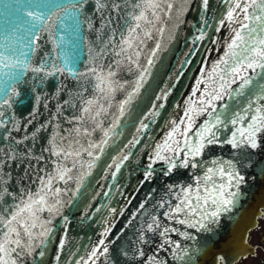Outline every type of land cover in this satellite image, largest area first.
I'll list each match as a JSON object with an SVG mask.
<instances>
[{"label":"water","instance_id":"obj_1","mask_svg":"<svg viewBox=\"0 0 264 264\" xmlns=\"http://www.w3.org/2000/svg\"><path fill=\"white\" fill-rule=\"evenodd\" d=\"M122 2L124 11L105 27L109 10L100 6L114 0H88L82 11L93 27L85 22L76 37L50 23L57 34L42 33L39 50L25 61L44 71L26 72L15 92L9 88L10 106L0 107V219L7 223L32 198L13 224L21 235L10 234L24 245L18 257H5L16 264H216L217 257L236 260L248 251V233L264 207V69L218 100L228 86L223 78L238 67L237 57L223 61L229 29L249 15L237 12L238 20L229 21L232 0H209L207 7L202 0H152L155 8L146 0ZM29 3L0 0V88L21 71L16 56L27 50L20 27ZM134 3L151 23L141 21L129 33L126 27L137 23L129 12ZM109 32L116 40L104 48ZM129 36L130 46L123 42ZM5 38L15 55L3 50ZM52 64L64 71L49 75ZM214 91L223 93L220 99H211ZM253 122L255 148L247 143ZM209 133L216 142L205 140L196 154ZM233 134L240 147L227 142ZM221 167L245 177L236 206L208 230L188 226L204 206L199 198L216 194L213 183H227L217 175ZM25 222L35 224L31 237L23 233ZM4 231L0 223V240Z\"/></svg>","mask_w":264,"mask_h":264},{"label":"snow or ice","instance_id":"obj_2","mask_svg":"<svg viewBox=\"0 0 264 264\" xmlns=\"http://www.w3.org/2000/svg\"><path fill=\"white\" fill-rule=\"evenodd\" d=\"M147 5L149 8H155L159 5L156 3H153L152 0H146ZM88 3V0H70L69 3H64V0H30V3L26 6H23V15L27 17L28 19L24 22L23 25H21L20 30L23 29L24 35L22 36V39L25 41L27 45V50H21L20 55L16 56V60L20 61L21 64V71L19 72H13L9 75V79L13 82L10 85H7L3 88H0V96L3 97V104H0V107H3L4 105H9L11 103L10 96H9V88H12V91L15 92L14 85L19 83L23 75L28 72L32 71L34 73H40L44 71L43 66H37V67H31L30 63H25V61H30L29 51H31L32 54H35L36 51L39 50V45L42 39L46 38V36L42 37V33H45L46 30L50 32L53 36H55L56 30H63L65 32H70L74 37L78 36V34L81 32L82 28L85 25V22H87V25L89 28L93 27L92 21L89 20L87 15L83 14V6ZM202 3L205 7H207L209 0H202ZM232 7L228 9L227 11V17L229 21L238 20L237 12H240L242 14L247 15L249 13V9H259L262 13H264V0H251L249 3V0H232ZM101 9L107 8L109 11L105 13V27L108 25H111L113 23L112 20V14L119 13L121 11H124V5L122 0H114V3L108 4L104 3L101 4ZM141 5L139 3H134L132 5V8L129 9L131 19L135 20L137 23L134 25V27H126V31L131 33L134 32L135 29L140 28V22L141 21H147L148 23H151L150 20H148L147 16L145 15L144 11L135 12V9H139ZM58 18L59 22L56 23L53 18ZM82 17V18H81ZM256 20H264V15L256 16ZM68 21H71L69 24ZM50 23H55V29L49 28ZM224 21H221V24H223ZM67 24V28L64 27V25ZM241 26L239 29L235 30L233 33L234 38L231 41V44L229 45L232 49L241 48V46H245L247 49V52L245 53L243 57V61H247V63H244L243 61L238 60L237 63L240 66V69H247L251 68L253 71L256 67H259L261 69H264V38H261L259 35L253 40V33H256V29L251 27L248 23L240 22ZM247 30L248 36H245L243 33ZM98 33L102 32L103 29H97ZM104 39L108 41V44L104 46V48H107L109 45L113 44V42L116 40V33L115 32H109L104 35ZM131 36H129L127 39H124V44L130 46ZM4 51L8 52L9 55H15V49L9 47L8 38H5L4 40ZM118 45V41H117ZM104 55V49H100V56ZM238 55V54H237ZM21 57L24 59L21 60ZM151 63V61H149ZM226 63V62H225ZM8 67H16L17 65L15 63L8 64ZM49 67L55 68V72H49V75H55L56 72H63V68H59L55 64L50 65ZM92 72H95L96 69H92ZM232 73L235 74V76H240V70L236 68L235 66L232 68ZM8 75V74H6ZM112 73H109V76H111ZM97 79H100L97 77ZM141 79H143L141 77ZM242 80H244L245 83H250V81L246 77H241ZM96 87L102 88V84H97ZM221 95L218 92H215L212 94L211 99H220ZM87 104H92V100L86 101ZM201 103H205L204 101H201ZM89 109L85 108L84 111L87 112ZM2 115V113H0ZM262 123H264V116H261L259 118ZM235 123V121H233ZM0 126H4L0 124ZM249 129L248 135H247V143L252 148L257 147L256 141H255V133H256V127L255 123L249 124L247 126ZM244 133L241 132V136L243 137ZM215 134L209 133L208 136L201 138L200 145L196 146L194 151L196 154H200L204 147V141L206 140L208 144L215 143L214 139ZM229 144H231L233 147H240V143L237 141L236 135L233 134L232 139L227 141ZM190 151H192L190 149ZM55 155L61 156V152H56ZM159 155V153H157ZM9 159H12L13 157L9 155ZM3 157L0 156V161H3ZM214 163H216L214 161ZM185 164H187V161H185ZM151 167V165H149ZM173 167L175 165L173 164ZM211 172V170H209ZM261 174L264 175V169H261ZM66 173L64 175L59 176V179L65 180L66 179ZM217 175L220 176V178L223 180L225 177L227 178V183H221L219 185L213 183L212 188L215 191V195L212 194V192H209V195L206 197L199 198L203 200V207L200 208V216L199 218L195 219V222H188V226L196 228L197 230L204 229L208 230L210 225L214 223H218L221 216L230 212L232 208L236 206V203L238 202V199L241 195V193L238 191L241 184L245 182V177L241 175L239 172H234L230 170H226L225 168L221 167ZM148 176H151V173H148ZM70 179V177H68ZM206 179L211 180L212 176L208 175ZM45 184H49L50 180L43 181ZM56 193L60 192V189H53ZM37 197L39 198L38 203L43 204L45 201L42 197H40L39 193H37ZM211 199V206L208 205V201ZM29 203L26 204L24 209L18 210V212L11 217L7 221V223H4L2 219H0V223L3 224V227L5 231L3 232V239L0 240V264H16V260L12 259L9 261L8 259H5L10 253L14 254L15 256H19L20 253L16 252V248H20L22 251L24 249V245L21 243L20 239H10V234H14L16 236H20L21 232L17 227H13V224L19 225V217H21L23 212H27L31 207V201L32 198L29 197ZM181 203H185V201H182ZM55 202H53V205ZM180 209L177 208V212H179ZM192 216H196V211H192ZM180 223H185V221L181 220ZM158 226V225H157ZM35 227L34 223H28L25 222V225L23 226V233L31 237L32 231L31 229ZM152 226L149 225V229L151 230ZM26 243V242H25ZM100 244L103 245V252L101 254L107 252V246L104 245V241H100ZM14 246V247H13ZM100 252V249L97 248L92 252V257H95L97 253ZM40 255L42 256L43 253L41 252ZM94 264V262H93ZM151 264V262H149ZM216 264H224V258L223 257H217L216 258Z\"/></svg>","mask_w":264,"mask_h":264},{"label":"flooded vegetation","instance_id":"obj_3","mask_svg":"<svg viewBox=\"0 0 264 264\" xmlns=\"http://www.w3.org/2000/svg\"><path fill=\"white\" fill-rule=\"evenodd\" d=\"M261 15H264V13L260 12L259 16ZM260 21L262 27L259 32L262 31L261 38H264V20ZM246 242L248 246L247 253L236 260L220 256L224 258V264H264V207L261 209L256 226L249 231Z\"/></svg>","mask_w":264,"mask_h":264}]
</instances>
